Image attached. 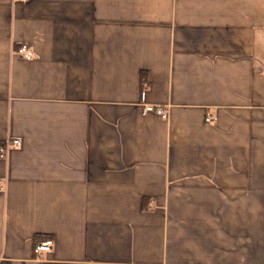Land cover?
I'll return each instance as SVG.
<instances>
[{
  "label": "crops",
  "instance_id": "obj_1",
  "mask_svg": "<svg viewBox=\"0 0 264 264\" xmlns=\"http://www.w3.org/2000/svg\"><path fill=\"white\" fill-rule=\"evenodd\" d=\"M10 139L0 264H264V0H0Z\"/></svg>",
  "mask_w": 264,
  "mask_h": 264
},
{
  "label": "built area",
  "instance_id": "obj_2",
  "mask_svg": "<svg viewBox=\"0 0 264 264\" xmlns=\"http://www.w3.org/2000/svg\"><path fill=\"white\" fill-rule=\"evenodd\" d=\"M17 53L24 58L25 60H29L34 57V51L28 47V45L23 44L17 49ZM143 112H154L158 116L163 119L168 117V112L163 106H153V105H146L143 107ZM206 123H211L214 121L213 116H207L205 118ZM20 145L19 139H10L6 140L5 142L0 144V157L6 156L7 152L13 148L18 147ZM3 190V187L0 186V191ZM52 250V242L51 240H46L40 243H37L34 248V254L36 256H41L43 253H49Z\"/></svg>",
  "mask_w": 264,
  "mask_h": 264
}]
</instances>
